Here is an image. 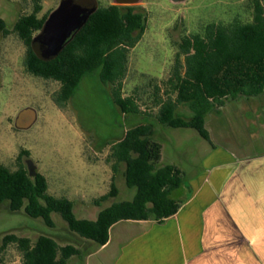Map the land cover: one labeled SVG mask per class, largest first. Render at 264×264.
<instances>
[{
  "label": "trees",
  "instance_id": "trees-1",
  "mask_svg": "<svg viewBox=\"0 0 264 264\" xmlns=\"http://www.w3.org/2000/svg\"><path fill=\"white\" fill-rule=\"evenodd\" d=\"M41 2L36 0L33 11L19 17L14 32L27 46L26 71L60 84L53 99L61 109L75 97L84 78L97 75L102 84L111 87L112 101L125 117L154 118L168 127L194 129L212 143L207 116L230 99L264 95V0H252L249 22L210 23L199 33L183 36L169 78L162 84L150 80L147 86L153 90L147 100L148 92L140 88L124 95L130 53L146 29L144 14L134 6H100L59 55L46 61L32 47L35 34L50 14L39 17ZM154 134V125L146 121L109 142L107 161L113 172L124 164L126 185L137 190L131 201L113 202L94 217L78 218L74 201L51 194L44 174L29 175L22 157L30 153L23 150L17 169L0 164V207L8 204L11 212L24 211L50 228L56 227L53 214L57 213L73 235L99 246L109 242L111 228L121 221L163 223L181 208L182 201L172 194L183 185L185 172L173 165L159 166L162 144ZM118 194L113 176L109 192L94 200V205L101 207ZM2 241V250L17 247L22 264H69L73 257L83 256L81 247L62 246L49 235L32 240L10 233Z\"/></svg>",
  "mask_w": 264,
  "mask_h": 264
},
{
  "label": "rangeland",
  "instance_id": "rangeland-1",
  "mask_svg": "<svg viewBox=\"0 0 264 264\" xmlns=\"http://www.w3.org/2000/svg\"><path fill=\"white\" fill-rule=\"evenodd\" d=\"M35 1L0 0V164L15 170L21 152L28 151L30 156H23L22 163L32 160L36 164L37 171L48 180L49 192L72 198L76 216L91 218L113 202L131 201L135 197L137 190L129 188L125 182V165L113 172L107 161L109 142L121 139L132 125L147 121L154 125V138L162 144L159 166L180 168L185 172L184 184L189 187V180L204 171L205 160L212 149L196 130L168 127L154 118L125 117L112 101L111 87L102 84L97 75L84 78L75 97L61 109L53 99L60 84L26 71L27 46L14 32V26L21 15L33 11ZM61 1L42 0L39 17L56 9ZM121 1L124 0L74 2L85 7L129 5L145 15L146 29L130 53L124 86V95L136 88L146 90L145 100L151 97L149 93L153 90L147 86L150 80L156 79L162 84L169 78L177 43L183 36L199 33L210 23L252 19V0ZM222 115L225 118L221 129L217 118ZM239 117H247L245 110L232 104L229 109L224 107L210 115L208 128L212 131V127H217V136H221L224 143L244 150L249 137ZM113 176L118 196L103 202L101 207L95 206L94 200L109 192ZM53 219L56 227L50 228L42 219H34L24 211L11 212L8 204H3L0 207V264H22V255L15 245L2 250L3 237L10 233L32 240L39 235H49L62 246L91 247L86 248L84 242L69 231L59 214L54 213ZM92 244L96 251L101 247ZM113 252L114 247H110L91 262H107ZM70 264H82V260L74 258Z\"/></svg>",
  "mask_w": 264,
  "mask_h": 264
},
{
  "label": "crops",
  "instance_id": "crops-1",
  "mask_svg": "<svg viewBox=\"0 0 264 264\" xmlns=\"http://www.w3.org/2000/svg\"><path fill=\"white\" fill-rule=\"evenodd\" d=\"M232 104L247 115L239 117L249 137L244 150L224 143L217 127L208 128V117ZM210 115L212 149L204 171L173 192L182 201L178 213L163 223L121 221L106 245L96 251L84 243L91 247L72 259L93 264V257L114 247L107 262L95 264H264V95L230 99ZM224 118H217L221 129Z\"/></svg>",
  "mask_w": 264,
  "mask_h": 264
},
{
  "label": "water",
  "instance_id": "water-1",
  "mask_svg": "<svg viewBox=\"0 0 264 264\" xmlns=\"http://www.w3.org/2000/svg\"><path fill=\"white\" fill-rule=\"evenodd\" d=\"M177 1V0H176ZM96 7H85L73 0H62L46 20L40 33L32 40V47L43 60H52L59 55L67 42L85 25ZM29 175L35 177L37 166L26 161Z\"/></svg>",
  "mask_w": 264,
  "mask_h": 264
},
{
  "label": "flooded vegetation",
  "instance_id": "flooded-vegetation-1",
  "mask_svg": "<svg viewBox=\"0 0 264 264\" xmlns=\"http://www.w3.org/2000/svg\"><path fill=\"white\" fill-rule=\"evenodd\" d=\"M75 1V0H74ZM77 1V0H76ZM133 1H135V0H124V3H128V2H133ZM125 6H129V5H125ZM87 7V6H86ZM58 8V7H57ZM98 7H96V9H97ZM55 10V9H54ZM54 10H52L51 12H50V14L54 11ZM49 14V15H50ZM49 17V16H48Z\"/></svg>",
  "mask_w": 264,
  "mask_h": 264
}]
</instances>
